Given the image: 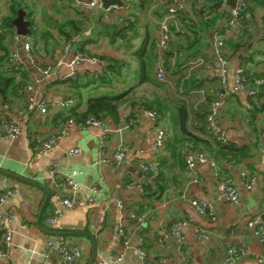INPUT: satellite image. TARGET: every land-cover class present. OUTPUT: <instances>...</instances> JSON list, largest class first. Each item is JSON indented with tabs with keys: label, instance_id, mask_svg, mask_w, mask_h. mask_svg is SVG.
I'll use <instances>...</instances> for the list:
<instances>
[{
	"label": "crops",
	"instance_id": "0c3cea01",
	"mask_svg": "<svg viewBox=\"0 0 264 264\" xmlns=\"http://www.w3.org/2000/svg\"><path fill=\"white\" fill-rule=\"evenodd\" d=\"M76 1L0 0V59L6 60L0 70L12 79L0 82L5 90L0 91V100L10 104L9 118L20 121L22 132L15 141L0 139V191L13 192L0 206V216L15 213L12 247L7 257L0 256V264H65L50 246L57 241L71 252L82 253L72 264H89L94 240L88 234L97 244L94 264L108 261L110 255L120 256L122 261L108 264H143L134 253L139 245L147 255L145 264H159L160 258H166L168 264H225L230 247L246 253L234 264H260L264 243L247 224L258 215L264 219V141L260 137L264 86L256 97L247 93L219 96L224 104L217 122L237 144L222 146L197 127L206 120L218 94L226 90L216 76L220 65L213 49L215 39L222 38L226 44L228 89L234 86L236 69L241 66L250 78H264V0L249 1L239 29L227 26L232 2L210 1L198 8L194 0H186L179 16L193 36H175L171 41L164 80L157 76L155 43L173 0H121L123 5H117L121 9L111 22L104 21L102 11L80 8ZM17 5L31 24L30 34L15 43L11 36L17 33L12 24ZM122 16L132 19L122 23L118 21ZM10 22L13 28L7 26ZM25 42L31 44L35 63L26 56ZM67 46L70 49L65 53ZM78 52L98 62L70 66ZM62 56L66 62L58 65ZM46 69L50 70L48 76L42 72ZM73 73L75 80H64ZM30 84L36 88V102L50 108L46 122L39 110L23 119L17 116V110L27 104ZM105 96L122 97L118 120L100 119L103 128L113 130L105 146L102 128H73L55 149L36 156L37 148L52 133L70 118L86 114L89 100ZM183 108L185 120L180 116ZM142 111L155 112L158 122ZM158 127L167 131L168 139L163 148L154 149ZM72 149L81 153L68 157ZM187 149L204 152L215 166L198 164L189 169ZM120 150L126 153L123 165L94 164ZM152 163L159 166L147 175L149 183L133 187L131 183L144 175L141 165ZM55 168L63 180L72 178L77 185L75 191L66 185L60 190L63 197L74 201L72 209L51 198L48 173ZM74 171L78 174L73 175ZM228 178L239 191V201L218 203L217 185ZM253 179L256 183L249 191L246 184ZM44 189L49 191L47 201ZM93 197L96 202L90 204ZM192 199L213 202L216 219L196 214ZM118 200L125 202L122 212L116 206ZM57 209L62 217L51 227L48 219ZM190 218L207 230L209 239L199 238L195 226L189 225L182 231L185 241L179 249L176 239L165 237L164 231L174 222ZM121 229L125 232L122 240Z\"/></svg>",
	"mask_w": 264,
	"mask_h": 264
},
{
	"label": "built area",
	"instance_id": "2783aa9c",
	"mask_svg": "<svg viewBox=\"0 0 264 264\" xmlns=\"http://www.w3.org/2000/svg\"><path fill=\"white\" fill-rule=\"evenodd\" d=\"M198 8L204 7L210 1L221 2L225 5L232 2V5L229 7V15H226L227 26L239 29L241 27V22L243 20L244 14L249 7L250 0H194ZM76 5L80 8H88L96 11H102L103 19L105 22H111L114 15L121 9L117 5H111L108 8L104 7V3L102 0H77ZM186 6V0H173L172 3L168 6L167 13L163 20L160 22L159 29V37L155 43V49L157 51L158 60L156 63V71L157 76L160 80H164L166 77V61L165 55L170 49V43L174 39L175 36L180 37H192V32L183 26L181 22V18L179 13H181ZM128 19H132V17L122 16L119 17L118 21L125 22ZM173 23V25H172ZM21 37L18 33H15L11 36V40L15 43L21 41ZM24 51L28 60L31 63L36 62V58L32 53L31 44L25 42ZM70 46L65 48V53H68ZM214 54L220 65V73H217L216 76L221 80L226 90L223 94L219 93L218 97L230 96L236 93H247L251 97H256L259 94V87L264 86V78L261 79H252L246 74V70L244 67H238L235 72V81L234 86L231 89L227 88V68L229 65V57L226 51V44L224 39L217 38L214 40L213 44ZM14 57H19L18 53L13 52ZM98 62V59H91L88 54L85 52H78L73 60L70 63V66H73L77 63H85V62ZM66 62L64 56L58 59V65H63ZM201 64V63H200ZM45 76H48L50 73L49 69L42 70ZM68 78L76 79L77 76L75 73L64 77V80ZM27 91L29 92V96L27 99L26 106L17 110V116L19 119L25 118L30 113L39 110L41 119L43 122L48 121L50 118V108L44 102L37 103L35 100L36 88L34 85L30 84L27 86ZM224 104V100H221L219 97L216 101L212 102L210 112L208 113L206 120L198 125V129H204L210 137L221 144L222 146H229L233 144H237V141L233 140L231 137L227 135L226 130L223 126L218 124L217 118L219 116L220 109ZM12 111V107L9 103L0 100V139L4 141H15L21 135V127L20 121L11 120L10 114ZM142 115H146L151 118L156 123L158 122V118L155 112L152 111H142ZM86 127H98L102 128L101 140L103 146H105L107 142V137L113 130L103 128V121L97 119L95 117H90L85 120H78L76 118H70L65 125L52 133L48 139L37 148L36 156H43L46 153L55 149L60 141L64 139L73 128H86ZM261 139L264 141V130L260 134ZM168 139L167 131L162 128H157L156 139L154 143V149H161L165 146L166 141ZM81 153L80 149H72L68 152V157H74ZM186 164L189 169H195L198 164L201 165H210L215 166V161L210 159L204 152H198L187 149L186 155ZM126 162V153L122 150L117 151L110 157L102 156L96 161L95 165H110L113 167H119ZM158 163L152 164H143L141 165L142 172L144 173L140 179L135 180L131 183L133 187H144L149 183V179L147 175L152 172L157 171ZM78 172L74 171L73 175H77ZM62 174L59 169H51L48 173V179L50 180L51 188L53 189L52 200L64 208L72 209L74 207V201L65 198L61 195L60 190L65 185L69 186L76 190V183L72 178L62 179ZM195 183L197 180L194 181ZM256 181L250 180L246 184V189L251 191L255 186ZM97 192V190H95ZM13 194L12 191H0V206L4 205V203L8 200V198ZM239 191L234 183V181L230 178L225 181L220 182L217 185V190L215 192L216 202L218 203H226L232 204L237 203L239 201ZM96 198L90 199V204L95 203ZM191 207L193 211L203 217H207L210 220H215L217 213L215 210V205L213 202H209L201 199H192L190 201ZM117 208L122 212L125 210V202L123 200L116 201ZM62 217V213L60 210H55L51 217L48 219V224L51 227L56 226ZM131 218L137 219L138 222L142 220L136 218L134 215H131ZM15 219V213L8 212L2 216H0V256L7 257L9 251L12 247L13 242V228L12 223ZM189 225H193L196 228V233L201 239H209V233L205 228L200 225H196V222L193 218L183 219L174 222L168 229L164 231V236L169 237L173 236L178 245L179 249H182L184 246V235L183 229ZM247 227L251 230L256 237H258L264 243V219L261 215H258L251 220L248 221ZM125 238L124 229L120 231V240ZM50 246L54 248L57 253H59L63 259L65 264H72L74 260L81 258L82 253L80 251L71 252L64 245L63 242L57 241L55 243H50ZM134 253L137 257L143 262L146 263L147 255L142 247L139 245L134 249ZM246 255L245 251L242 249H237L236 247H230L227 250V257L225 264H234L235 262L241 260ZM109 261L120 262L122 261V257L110 255L109 260H101L97 264H108ZM159 264H168L166 258H160L158 260ZM258 262L260 264H264V258L259 257Z\"/></svg>",
	"mask_w": 264,
	"mask_h": 264
},
{
	"label": "trees",
	"instance_id": "16d2710c",
	"mask_svg": "<svg viewBox=\"0 0 264 264\" xmlns=\"http://www.w3.org/2000/svg\"><path fill=\"white\" fill-rule=\"evenodd\" d=\"M19 7H20V5L13 7V10L15 13H17ZM67 25H65L63 27H66ZM7 26L9 28H11V27L13 28V26L11 25V22L8 23ZM69 26H74V23L69 24ZM62 33L64 34V31H62ZM4 60H5V58L0 59V69L2 68V66L4 64ZM4 80L6 82L12 81V79L5 77L0 70V82L4 81ZM0 91L5 92V90L1 88V84H0ZM121 98H122L121 96H118V97L105 96V97H100V98H93V99L89 100L88 109H87L86 114H84V116H82V117L75 116V118L78 120H85V119H88L90 117H95L97 119H104L106 117H111L114 120H118V117H119L118 108H119ZM263 110H264V107H263ZM180 116H181L182 120H185L186 112H185L184 108L181 109ZM201 130H204V129H201Z\"/></svg>",
	"mask_w": 264,
	"mask_h": 264
},
{
	"label": "water",
	"instance_id": "95a60500",
	"mask_svg": "<svg viewBox=\"0 0 264 264\" xmlns=\"http://www.w3.org/2000/svg\"><path fill=\"white\" fill-rule=\"evenodd\" d=\"M102 2L104 3L105 8H108L111 5H120V6L123 5L121 0H102ZM12 24L14 27H16L17 33L20 36H28L30 34V24L31 23L26 20V12L23 9H19L18 15L13 20ZM7 174H9V173H7ZM32 184H36V183L32 182ZM44 191L47 195V197H46V201H47L49 198V191L47 189H44ZM77 234H79V233H77ZM87 236H90L94 240V252H93L92 258H91L90 263H89V264H94V262L97 258V244H96L95 238L92 235L88 234Z\"/></svg>",
	"mask_w": 264,
	"mask_h": 264
},
{
	"label": "rangeland",
	"instance_id": "374dc122",
	"mask_svg": "<svg viewBox=\"0 0 264 264\" xmlns=\"http://www.w3.org/2000/svg\"><path fill=\"white\" fill-rule=\"evenodd\" d=\"M30 38H32V36H29Z\"/></svg>",
	"mask_w": 264,
	"mask_h": 264
}]
</instances>
